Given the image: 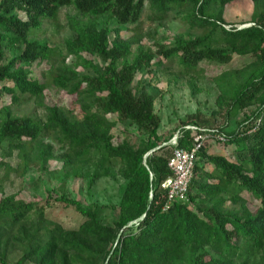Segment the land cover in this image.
Returning a JSON list of instances; mask_svg holds the SVG:
<instances>
[{"label": "trees", "instance_id": "1", "mask_svg": "<svg viewBox=\"0 0 264 264\" xmlns=\"http://www.w3.org/2000/svg\"><path fill=\"white\" fill-rule=\"evenodd\" d=\"M236 1L0 0V153L18 160L5 178L44 172L54 159L53 146L44 143L50 137L64 143L66 177L86 179L88 191L117 165L125 181L117 205L84 206L59 188H47L42 200L6 194L0 178V264H264V0H250L249 27L228 28L224 10ZM70 8L80 18H66L63 46L40 39L47 26H61V12ZM170 15L207 33L155 51L123 38L125 31L140 34L145 18ZM234 56H253L255 66L212 81L228 117L241 114L236 129L189 122L173 144L163 140L155 97L138 76L176 63L195 94L202 63L224 66ZM49 89L75 98L78 112L51 103ZM30 102L42 118L15 114ZM119 125L122 138L114 132ZM195 134L207 138L187 200L164 210L161 184L171 176L172 151L192 149ZM55 205L72 209L77 225L51 220Z\"/></svg>", "mask_w": 264, "mask_h": 264}, {"label": "rangeland", "instance_id": "2", "mask_svg": "<svg viewBox=\"0 0 264 264\" xmlns=\"http://www.w3.org/2000/svg\"><path fill=\"white\" fill-rule=\"evenodd\" d=\"M252 11L253 7L250 0L236 1L226 6L223 19L228 24V28L230 24L238 28L249 27ZM67 17L80 18L73 9H64L60 15L61 26L56 29L47 26L39 38L62 47L64 39L69 35ZM86 20L101 26L106 24V18H87ZM109 27L117 28L114 22H110ZM205 33L207 30L191 28L181 17L170 15L164 21H153L145 18L141 25L140 34L135 36L134 32L125 31L123 38L155 51L157 44H170L176 38L192 39ZM135 47L136 45L133 46V48ZM255 61L253 56H234L232 61L224 66L202 63L200 65L203 70L202 76L194 78L198 91L195 94L192 93L189 86L190 77L180 76L179 67L176 63L169 64L164 61L159 67L155 66L153 74L141 73L138 79L148 86V90L155 97V111L161 118L159 134L162 139L170 140V143L173 144L175 138L172 136L177 135V129L189 122H195L197 127L201 129L223 127L225 133L235 130L238 122L242 120V116L239 114L237 117L229 118L225 110H222V106L218 104L220 92L212 79L223 72L243 74L255 66ZM71 62H73L72 59L68 58L67 63L70 64ZM79 70L82 71L81 68ZM47 94L51 103L69 109L75 108L78 112L79 108L75 98L70 97L65 92L49 89ZM14 112L17 116L37 115L40 118L43 117V111L36 109L33 102L23 104ZM122 129L123 126L119 125L114 131L120 138H122ZM129 132V136H135L131 128H129ZM44 143L53 146L54 159L49 161L44 172L32 169L24 178L20 177L19 173H9L8 177L5 178V172L8 168H15L18 160H9L5 158V154L0 153V165L2 160L5 163V166L0 168V178H3V190L6 194H18L27 200H42L46 195L45 190L47 188H59L81 201L84 206H110L119 203L125 184L121 177L119 165L112 168L111 176L97 180L88 191L86 179L66 177L69 170L64 166L61 159L65 152L64 143L58 144L50 137H47ZM220 150V147H216L214 152H220ZM228 207L229 209L233 208L230 205ZM109 214L106 213L105 217ZM48 216L51 220L62 223L66 227H73L79 222L78 215L72 209H65L58 205L48 211Z\"/></svg>", "mask_w": 264, "mask_h": 264}, {"label": "built area", "instance_id": "3", "mask_svg": "<svg viewBox=\"0 0 264 264\" xmlns=\"http://www.w3.org/2000/svg\"><path fill=\"white\" fill-rule=\"evenodd\" d=\"M192 129L196 131L195 128ZM174 138L176 140L177 135ZM206 138L207 135L195 134L192 149L176 148L172 151V155L168 161L171 176L161 184V188L166 192L167 196V203L164 210H168L175 202H185L187 200L197 159L196 153Z\"/></svg>", "mask_w": 264, "mask_h": 264}]
</instances>
